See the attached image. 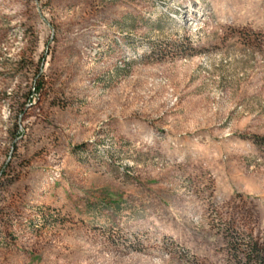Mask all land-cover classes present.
I'll return each mask as SVG.
<instances>
[{"label":"rangeland","instance_id":"rangeland-1","mask_svg":"<svg viewBox=\"0 0 264 264\" xmlns=\"http://www.w3.org/2000/svg\"><path fill=\"white\" fill-rule=\"evenodd\" d=\"M262 260L264 0H0V264Z\"/></svg>","mask_w":264,"mask_h":264},{"label":"trees","instance_id":"trees-1","mask_svg":"<svg viewBox=\"0 0 264 264\" xmlns=\"http://www.w3.org/2000/svg\"><path fill=\"white\" fill-rule=\"evenodd\" d=\"M38 76L39 77L41 76V70L40 69H38V71H37L36 77H38ZM43 86H44L43 81L40 83H37V80L34 81L33 87H31V89L25 94V101L23 103H21V107H20L21 112H24L26 110V108L28 106H30L32 99L35 97V94H38L40 92V90L43 88ZM19 135H20V133L17 132V136H19ZM258 247L259 246L257 243H254L252 246V248L254 250H258ZM260 263L264 264V260H262Z\"/></svg>","mask_w":264,"mask_h":264}]
</instances>
